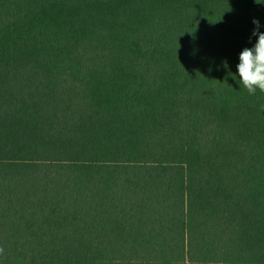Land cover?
I'll return each instance as SVG.
<instances>
[{
    "label": "trees",
    "instance_id": "trees-1",
    "mask_svg": "<svg viewBox=\"0 0 264 264\" xmlns=\"http://www.w3.org/2000/svg\"><path fill=\"white\" fill-rule=\"evenodd\" d=\"M254 18L0 0V264H264V92L228 74Z\"/></svg>",
    "mask_w": 264,
    "mask_h": 264
},
{
    "label": "clouds",
    "instance_id": "clouds-1",
    "mask_svg": "<svg viewBox=\"0 0 264 264\" xmlns=\"http://www.w3.org/2000/svg\"><path fill=\"white\" fill-rule=\"evenodd\" d=\"M255 2L264 5V0ZM252 23L254 25L252 36L256 41L252 47H245L240 52L237 71L228 73L239 85L240 90H246L249 95H254L257 91L264 92V31H261L264 25L255 18Z\"/></svg>",
    "mask_w": 264,
    "mask_h": 264
}]
</instances>
